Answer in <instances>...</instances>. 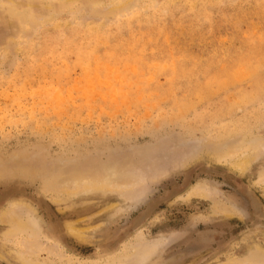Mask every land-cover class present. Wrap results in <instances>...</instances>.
Returning <instances> with one entry per match:
<instances>
[{"label":"rangeland","instance_id":"rangeland-1","mask_svg":"<svg viewBox=\"0 0 264 264\" xmlns=\"http://www.w3.org/2000/svg\"><path fill=\"white\" fill-rule=\"evenodd\" d=\"M256 141L264 0H0V213L13 200L33 207L19 218L40 222L38 260L102 264L161 239L140 264H264V219L247 195L264 204ZM107 166L144 176L138 203L55 186ZM196 183L235 213L185 200ZM6 222L0 264H23L26 234L9 237Z\"/></svg>","mask_w":264,"mask_h":264},{"label":"bare ground","instance_id":"bare-ground-1","mask_svg":"<svg viewBox=\"0 0 264 264\" xmlns=\"http://www.w3.org/2000/svg\"><path fill=\"white\" fill-rule=\"evenodd\" d=\"M249 147L252 148V149L250 148V150H256L253 152V154H251L252 156L254 155L253 157L255 159L256 158L255 156H257V154H258V153L257 154H255V153L259 149L264 148V142H262V141L251 142ZM231 154H233V151H231L230 149L223 150L220 152V156H218V158L216 157L217 159L214 158V160L218 161V159L220 160V158H225L226 156L228 157ZM218 155H219V153H218ZM250 156H248V158H246V159H249ZM250 158H251V160L253 159L252 157H250ZM246 159L245 160L242 159V160H244L242 162L240 160L238 164L236 162L235 165H237V167L239 166V169H240V167H242L241 169L243 170L244 166H246L248 164V161H249V160L247 161ZM196 160H197V158H196ZM113 166H115V165H113ZM108 167L109 166H107L106 168H108ZM246 168H247V166H246ZM242 170H238V171L241 172ZM262 170L264 171V169H262ZM262 170L260 169V171L262 172L261 174H260V171L258 172L260 175V178L258 176L260 181H264V173ZM31 173L32 172H30L29 174H31ZM91 173L92 172H90V175H86L83 172L78 173L74 176H73V174H72V176H70L71 173L68 174L69 176H67V174H65L66 176L62 175V176H60V178H58L57 185H55V186L57 187L58 191L60 190L61 193L64 192V193H67L68 195H78L80 193L81 194L82 193L88 194V193H94V192H101V194L102 193L105 194V193H109V192H114L115 194L117 193L121 198L128 199L129 201L131 200V201L137 202L140 199L139 195H141V194H138V196H137V193H138V190L140 191V188H141L142 184L144 183V176H142V177L140 176L139 178L132 177L129 174H126L125 170L122 171L121 168H116V167H109L107 174L105 176L101 175L102 177L91 176ZM27 174H28V172H27ZM92 174L95 175V173H92ZM5 195H7V194H5ZM184 195H185V197H184L185 200H188V199L193 198V197L211 199L213 201L212 210L214 213H217V214L222 213V214L229 215V216H230V214L233 215L232 213L234 212V209L232 207L228 206L227 204L225 205V203L224 204L222 202L219 203L217 201L218 198L215 196L214 190H212L208 186H205L203 183L193 184L182 196H184ZM247 195L249 196L250 204L254 210V213L258 217H261L262 219H264V204L261 203V200L259 198L255 197L253 195V193H251L250 191L247 192ZM2 197H3V193L0 192V201L2 200ZM179 197H181V196H179ZM19 200H13V201L8 202V204L5 206L6 208H4L5 210L2 211V213H0V215L4 216V218H2L3 216H1L2 219L0 218V223L1 222L4 223L5 221H7L6 223L9 224V227H8L9 229L6 232V235H9V237H10V236H18V234H20V233L26 234V237L19 240L21 249L17 253L18 259L20 261H22L23 264H56V263H54L53 260L44 261V260H40L41 258L38 260V257H35V256H37L38 251H39V249H38L39 248L38 247V243H39L38 242L39 241L38 240V232H39V223L40 222L38 223V221L34 220L33 217H31L30 219H28L25 222L21 221V218H19L20 213L28 212L30 215H32V213H33L32 208L33 207L31 208V206H28L27 204H23V202H20ZM121 202H123V201H121ZM113 205H115V204H113ZM125 205H128V204H125ZM150 210H151V207H149L146 210L144 209V211L141 212L142 214L139 217L137 216L138 217L137 225L140 224L142 222V220H144L149 215ZM237 212H238V210H237ZM146 219H148V218H146ZM66 229L68 230V233H70L76 239L83 240V235H81L80 231H78L74 227L66 224ZM201 238H202V236H201ZM142 241L139 240L138 241L139 243L136 246L133 245V247H134L133 251H132V249H131V251L129 250L131 253L128 252V250H127L128 253H125L121 256H117L116 258L111 259L109 261H105L102 264H140V263L144 262L155 252L156 247L158 246V244L160 245V243H161V239H160V242H158L159 241L158 240L157 242L152 241L151 243L145 242V240L143 241L145 243H141ZM51 247H53V246H51ZM51 247L50 248L48 247L49 252H50V250L53 249ZM54 250H55V248H54ZM58 259L61 260V258H58ZM58 264H97V263L79 262V261L70 260L68 262H65V263L60 262Z\"/></svg>","mask_w":264,"mask_h":264},{"label":"water","instance_id":"water-1","mask_svg":"<svg viewBox=\"0 0 264 264\" xmlns=\"http://www.w3.org/2000/svg\"><path fill=\"white\" fill-rule=\"evenodd\" d=\"M4 196H5V194H3V197H2V199H4ZM149 207H151V208H152V206H148L146 209H148ZM146 209H145V210H146ZM141 214H142V213H141ZM141 214H140V215H141ZM140 215H139V216H140ZM139 216H138V217H139ZM138 217H137V219H138Z\"/></svg>","mask_w":264,"mask_h":264}]
</instances>
